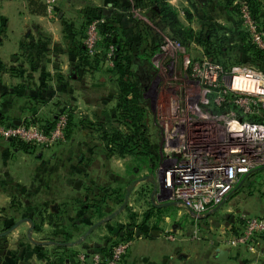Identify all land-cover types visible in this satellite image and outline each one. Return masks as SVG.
I'll return each instance as SVG.
<instances>
[{"label": "crops", "instance_id": "obj_1", "mask_svg": "<svg viewBox=\"0 0 264 264\" xmlns=\"http://www.w3.org/2000/svg\"><path fill=\"white\" fill-rule=\"evenodd\" d=\"M69 1L59 0L58 5ZM113 10L110 16L119 27L125 26L119 22L120 12ZM0 17L5 20L0 36V120L48 122L68 109L71 122L65 142L46 150L0 139V264H77L79 253L107 252L115 241L129 242L120 264H264V237L254 251L230 245L226 240L241 220L235 214L227 220L224 215L214 218L221 210L193 222L187 231L181 226L185 215L171 226L163 216L158 229L148 231L144 221L135 226L118 220L110 228V201L107 198L103 211L93 212L88 203L96 197L88 194L100 187L108 193L110 188L142 190L151 179L129 174L124 163L132 158L111 154L92 127L98 115L116 107L114 98L110 105V85L115 90L110 67L102 57L95 68L80 66L82 27L76 21L53 22L28 0H0ZM121 32L125 39L127 33ZM149 191L155 196L157 190L152 185ZM250 198L236 213L264 212V203L257 196ZM225 207L222 211H230V202ZM195 226L199 237L193 235ZM166 229L174 239L166 238ZM217 249L229 250L226 261L215 258Z\"/></svg>", "mask_w": 264, "mask_h": 264}, {"label": "built area", "instance_id": "obj_2", "mask_svg": "<svg viewBox=\"0 0 264 264\" xmlns=\"http://www.w3.org/2000/svg\"><path fill=\"white\" fill-rule=\"evenodd\" d=\"M41 1L46 14L53 15L59 0ZM233 4L238 7L242 26L263 47L262 33L247 2L233 0ZM96 33L95 22H91L84 41L89 53L96 48ZM113 54L110 43L108 57ZM184 60L187 65L188 60ZM191 65L203 88L170 92L163 123L167 166L161 186L190 221L198 222L216 214L234 189L264 172V73L249 64L233 65L228 70L205 60ZM210 105L216 106L215 112L207 110ZM67 131L65 112L44 128L30 118L12 124L0 121V139L32 148H52L65 141ZM239 218V229H234L226 242L254 251L264 237V212H242ZM195 227L193 235L199 237ZM165 235L167 239L175 237L170 229ZM128 249V241H118L107 252L79 253L77 264H120Z\"/></svg>", "mask_w": 264, "mask_h": 264}, {"label": "rangeland", "instance_id": "obj_3", "mask_svg": "<svg viewBox=\"0 0 264 264\" xmlns=\"http://www.w3.org/2000/svg\"><path fill=\"white\" fill-rule=\"evenodd\" d=\"M118 1L122 5V7L120 8L118 7ZM164 1L174 10L179 21L183 25L193 28L195 32L199 30L200 24L214 23L218 26H222L223 31L225 33H228L229 36H227L226 34L225 35L227 36V38H230V43L227 48L229 53L226 54L225 57H222V59H225V61H227L225 66L233 64L232 57L234 56V54H232L231 52L236 49L238 45L236 39L238 38L240 31L244 29L250 34V32L242 26V19L240 17L239 10L238 12H236L234 11L235 9H233L228 12L229 9H232L233 6H235L233 4V0H205L203 3H201L200 0ZM245 1L247 2L251 10V14H254L253 16H255L257 20L256 22L258 24V27L264 35V28L261 26V24L264 23V0H255L256 3L260 5V8L258 9L255 7V5H253L251 0ZM225 2L230 4L228 10L225 7ZM110 3H114V6L109 5ZM113 7L117 12H120L121 17L119 19V22L126 24L125 26L123 25L122 27L119 24V27L116 21L109 22L108 20H106L105 17H110V13L114 11ZM105 12H108V14H106ZM150 14L151 13L147 9V7H136L134 0H70L68 3L58 5L53 15L46 14V16L52 17L51 20L56 23L59 21V18L64 19L63 21L66 24L69 21H76L77 23H79L82 27L81 41L84 46V41L87 36L89 25L91 22H95L97 31L96 48L92 53L89 54H98L100 56L103 55L104 63L106 66L110 67V70L115 69V67L117 66V62L113 60V55L108 57L110 33H105V31H103L102 27L105 24L112 23L115 27H118L119 30H124L125 34L127 33V37L125 38L127 42L128 40H133L131 42L135 43L134 40L137 39L135 24L138 22H141L153 28L161 38L162 54L158 59L155 58L152 60L155 71L150 78L146 88L142 90V99L145 102L149 112V133L151 135L150 142L153 147L154 153V170H152V172H149L146 164H139L133 159L125 161L124 163L129 171L128 173L132 174V176H135V178L144 175L151 176V179L143 183V186L145 188L142 190L139 187H137V191H132V187L128 189L110 188V193H108L107 190H101L100 188L102 187H100L98 191H96V193L91 192V195L88 194V197H96L95 199H90V203L88 204L91 206L95 204L94 200L97 201V199L99 198L106 197V201L104 202V204L98 205L100 211H103L105 209L107 201H110L109 214H112L111 216L114 215L113 221L111 220L110 222V228H114L115 224H118V220L126 221V224L135 226L144 221V223L142 224L146 226L148 231L149 229H158L159 221L163 216L169 217L168 225L171 226V224L178 222H175V219L187 214L184 209L178 207L175 204L173 199L169 198L170 193L166 192L161 186V176L163 175V170L167 166L166 155L164 152L165 141L163 138L165 134L163 130V123L168 116L167 109L170 105L169 95L171 90H199V88H203L202 80L197 75H195L192 70L193 65L191 64L193 62H201L205 60L212 64L218 65L223 69L222 64L220 62L212 60L208 52L200 44L194 41L183 44L179 41L170 39L168 31L161 30V28L158 29L159 27L157 26V24H154L155 19L153 17H150ZM57 15H59L60 17ZM1 20L5 23L4 18H1ZM133 32L135 34H133ZM235 35L237 36L236 38ZM249 37L250 39L248 38L247 40H249L250 42H254L251 34ZM176 44L179 46L178 48H176ZM112 45L114 46V44ZM247 56L245 53L242 54L243 64H250L247 61ZM132 58L133 56H131L127 60V62L129 63ZM184 59L188 60L187 65L183 64V62L186 61ZM119 68V72H122L124 70L122 69V67ZM131 75H133V77H136L133 73ZM113 91L114 90H112V87L110 85V105L113 104ZM214 96L215 95L211 94L212 98ZM111 107H113V105H111ZM216 109V106L211 105L209 106V108H207V110H212L214 112ZM63 112L67 113L68 116V131L66 136L67 139L71 130V122L69 119L68 109L57 112L54 118H51L52 121L50 119L48 122H42L38 121L36 118L31 119H33V121H36L38 124H40V126L44 128L45 126H47V123H52L53 120H55V118ZM1 122L6 124L16 123L14 121ZM61 143H57L54 146H57ZM104 146L106 147L105 144ZM100 147L103 150V146ZM105 147L104 149H106ZM35 149L46 150L50 148L40 149L35 147ZM135 178H133L132 180H135ZM152 185L157 190L155 196H150L151 194L149 189ZM234 190L229 194L224 204L220 208L221 211L213 216L214 218H217V216H219L220 219V217L224 215L226 216V218H224L227 220L229 215L235 214L236 216H239L240 212L236 213V211H238V208L242 205L244 206L245 202H248L250 200L252 201V199L250 198L252 196H257V200H259V202L261 203H264V173L254 178L251 177V179L246 181L244 185L239 186V190ZM136 192L139 193V197L136 195ZM127 193L128 196H126ZM240 201H243V203ZM229 202L231 207L230 211H222L225 206H228ZM158 203H163V205L158 207L156 206V204ZM94 211L95 210H93V212ZM118 213H120L119 216H117ZM104 222L108 223V220H105ZM103 223H101V225ZM193 224L194 223L187 217V219H184V223H181V226L182 228H184V230L186 228L187 231L188 227L190 226V228L193 229ZM205 225L207 226L208 224ZM83 227L82 231L78 234H82L84 230ZM200 231L203 232V229H201ZM115 240H117V238Z\"/></svg>", "mask_w": 264, "mask_h": 264}, {"label": "trees", "instance_id": "obj_4", "mask_svg": "<svg viewBox=\"0 0 264 264\" xmlns=\"http://www.w3.org/2000/svg\"><path fill=\"white\" fill-rule=\"evenodd\" d=\"M28 1L34 5L36 11L42 12V10H45V6L40 0ZM134 1L135 6L138 8H142L143 6H145V8L147 7L151 13L150 17H153L156 21H154V24L156 23L159 27L156 28H161V30L164 31L167 30L170 39L179 41L183 44H187L191 41L200 44L208 52L212 60L222 64L224 70L230 69L233 65L243 64L242 54L245 53L246 56L248 55L247 61L250 65L264 73V45L260 47L255 42L247 40L248 38L250 39V34L244 29L240 31L236 39L238 43L236 49L231 52L234 54V58L232 57L233 64L225 66L227 61L222 59V57H225L226 54L229 53L227 48L230 43V38H227L229 35L223 31L222 26H218L214 23L200 24L199 30L195 32L193 28L185 26L179 21L177 14L164 0ZM251 2L257 9L260 8V5L257 4L255 0H251ZM118 5L119 8L122 7L119 1ZM229 5V3L225 2L227 10L229 9ZM233 9L238 12V7L236 5L233 6L232 9H229L228 12ZM105 18L109 22L115 21L111 16ZM253 18L256 20L255 16H253ZM261 26L264 28V23H262ZM135 27L136 37L139 42L135 45L137 48L136 51L132 49L134 46L133 43L127 42L124 39L118 27H115L112 23L105 24L102 27L105 33H110V43L114 44L113 60L117 62V66L115 69H109L108 71L110 72V76L114 78L115 90L113 91V98L116 102V107L108 113L102 112L98 115L92 127L96 129L101 140L111 154L119 157H130L139 164H146L148 171L152 172L155 164L153 147L150 142L149 112L142 99V90L138 87L136 77L131 75L130 63H128L127 60L130 58L129 51L131 53L135 52L136 54L134 56H138L144 60V64L147 68L154 69L152 60L155 58L158 59L162 54L161 38L153 28L141 22L136 23ZM3 28L4 22L0 17V36L3 32ZM236 37L235 35V38ZM262 39L264 44L263 33ZM78 51L80 66L82 67H88L89 69L95 68L104 59L103 55L89 54L83 44L79 45ZM119 67H122L124 70L119 72ZM20 146H25L26 148L31 147L29 144L24 143H20ZM261 174L262 173L257 176ZM105 198L106 197L99 198L97 201L94 200L95 204L92 205L93 209L100 211L98 205H102V203L106 201ZM117 242L118 241H115L113 243Z\"/></svg>", "mask_w": 264, "mask_h": 264}, {"label": "flooded vegetation", "instance_id": "obj_5", "mask_svg": "<svg viewBox=\"0 0 264 264\" xmlns=\"http://www.w3.org/2000/svg\"><path fill=\"white\" fill-rule=\"evenodd\" d=\"M129 54L131 57L132 53L129 51ZM130 70L131 72L136 76V81L138 84V87L141 90H144L150 80V78L152 77L155 69L152 68H147L145 66V61L142 60L140 57L138 56H134L130 61ZM144 64V66H143Z\"/></svg>", "mask_w": 264, "mask_h": 264}, {"label": "water", "instance_id": "obj_6", "mask_svg": "<svg viewBox=\"0 0 264 264\" xmlns=\"http://www.w3.org/2000/svg\"><path fill=\"white\" fill-rule=\"evenodd\" d=\"M205 0H200L201 3H203ZM111 5V4H109ZM106 14H108V12H105ZM80 183L81 181L80 180H77L75 182V187L76 188H79L80 187ZM159 231L158 230H152V234H156L158 233ZM228 252L229 250L228 249H217L215 250V258L218 260V261H226L227 258H228Z\"/></svg>", "mask_w": 264, "mask_h": 264}]
</instances>
